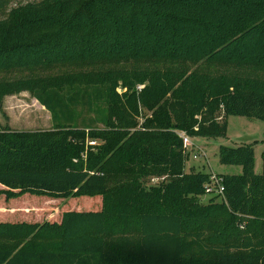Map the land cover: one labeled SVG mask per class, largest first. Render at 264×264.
Masks as SVG:
<instances>
[{"label": "trees", "instance_id": "trees-1", "mask_svg": "<svg viewBox=\"0 0 264 264\" xmlns=\"http://www.w3.org/2000/svg\"><path fill=\"white\" fill-rule=\"evenodd\" d=\"M22 90L54 127H0V197L87 204L46 221L8 206L0 264H264L255 147H219L243 173L218 175L224 194L203 203L212 173L186 171L181 136L219 137L229 115L264 121V0L20 5L0 19V110Z\"/></svg>", "mask_w": 264, "mask_h": 264}, {"label": "rangeland", "instance_id": "rangeland-1", "mask_svg": "<svg viewBox=\"0 0 264 264\" xmlns=\"http://www.w3.org/2000/svg\"><path fill=\"white\" fill-rule=\"evenodd\" d=\"M40 1L42 0H8L7 5L0 10V19L5 18L13 8L29 2ZM118 91L123 93L126 89L119 87ZM3 104L4 112L0 110L1 128L8 126L16 131H36L51 130L54 127L51 113L39 103L30 90H22L5 96ZM143 116L145 117L144 112L140 118L141 122L144 120ZM225 121L226 131L219 137H189L190 143L186 146V171L190 167L195 166L199 170L216 175H240L243 173L241 166L220 163L219 147L221 145L230 147L253 145L255 147V170L257 174H262L264 171L262 158L264 151V121L236 115L227 116ZM102 143L99 139L92 140L87 138L85 146L87 150L91 149V151L95 152L96 147ZM81 157L84 161H87L88 153L84 152ZM75 161L78 162L79 160L75 159ZM25 197H27L25 200L22 199L17 202H10L4 196L0 197V221L17 219L16 213L12 214L8 211L9 207H27L28 211L25 219L46 221L62 215L64 209L76 208V203H81V207L78 209H82V206L87 204L85 200H77L78 202L74 201L72 204L70 200L52 201L50 199V201L48 199L43 201V198L31 194L25 195ZM200 200L203 203H208L210 200L209 195L200 197ZM217 201L220 202L219 199ZM21 202L27 205L25 206ZM69 203L70 206H68ZM52 208H55V210L52 211ZM22 211L24 212V210ZM246 224V222H243L240 228L245 229L243 226H246Z\"/></svg>", "mask_w": 264, "mask_h": 264}, {"label": "built area", "instance_id": "built-area-1", "mask_svg": "<svg viewBox=\"0 0 264 264\" xmlns=\"http://www.w3.org/2000/svg\"><path fill=\"white\" fill-rule=\"evenodd\" d=\"M142 88L143 86H139V89H142ZM181 136L185 141V144H186L185 146H188L190 143L189 137L184 133H182ZM153 182L154 183L158 182V179H154ZM224 191H225V188L223 185V179L220 176L212 173L211 183L207 185L206 193L208 195H223Z\"/></svg>", "mask_w": 264, "mask_h": 264}]
</instances>
